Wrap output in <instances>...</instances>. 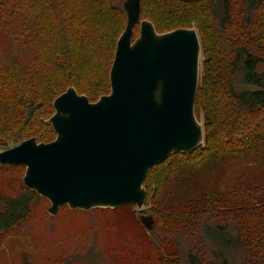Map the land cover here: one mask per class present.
<instances>
[{"label":"trees","instance_id":"obj_1","mask_svg":"<svg viewBox=\"0 0 264 264\" xmlns=\"http://www.w3.org/2000/svg\"><path fill=\"white\" fill-rule=\"evenodd\" d=\"M122 2L0 0V149L53 140L45 120L69 86L91 101L110 92ZM141 16L158 32L195 26L203 56L195 111L204 143L149 169L151 206L138 212L154 219L151 245L168 253L165 264H264V0H142ZM235 159L255 168L230 183ZM17 168L0 164L4 174ZM47 203L23 181L0 193V231Z\"/></svg>","mask_w":264,"mask_h":264},{"label":"water","instance_id":"obj_2","mask_svg":"<svg viewBox=\"0 0 264 264\" xmlns=\"http://www.w3.org/2000/svg\"><path fill=\"white\" fill-rule=\"evenodd\" d=\"M123 9L110 92L91 101L69 86L45 120L53 140L31 137L0 150V164L25 167L24 185L50 202V215L65 206L88 211L134 204L143 210L149 169L204 143L195 111L203 60L197 29L158 32L142 18V0H123ZM141 221L153 228L152 216L143 214Z\"/></svg>","mask_w":264,"mask_h":264},{"label":"rangeland","instance_id":"obj_3","mask_svg":"<svg viewBox=\"0 0 264 264\" xmlns=\"http://www.w3.org/2000/svg\"><path fill=\"white\" fill-rule=\"evenodd\" d=\"M198 119L204 125L203 112ZM254 168L255 164L238 159L228 161L230 183ZM19 170L10 175L0 172V193L20 191L24 171L20 174ZM49 206L50 202L18 226L0 231V264H165L163 256L168 253L161 250L162 256L159 247L151 245L141 221L143 214L134 204L88 211L67 206L69 209L59 210L55 216L48 213ZM150 206L145 205L144 210Z\"/></svg>","mask_w":264,"mask_h":264}]
</instances>
